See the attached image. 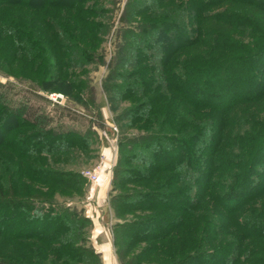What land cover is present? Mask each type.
I'll return each mask as SVG.
<instances>
[{
	"label": "trees",
	"instance_id": "obj_1",
	"mask_svg": "<svg viewBox=\"0 0 264 264\" xmlns=\"http://www.w3.org/2000/svg\"><path fill=\"white\" fill-rule=\"evenodd\" d=\"M103 3L0 0L1 9L61 12L41 20L46 33L55 29L49 34L6 26L8 52L16 49L22 62L14 77L25 85L15 92L0 83V233L12 221L9 237L35 240L51 264H102L86 246L90 220L66 201L85 185L70 163L96 153L97 128H105L90 122L103 102L76 72L102 60L100 36L110 26ZM250 10L264 14V0L126 2L102 83L119 127L109 203L121 219L112 227L121 264H264V23ZM197 46L201 58L182 59ZM78 106L91 109L86 122ZM16 129L22 132L10 136ZM34 205L54 207V216H31ZM33 263L0 257V264Z\"/></svg>",
	"mask_w": 264,
	"mask_h": 264
},
{
	"label": "rangeland",
	"instance_id": "obj_2",
	"mask_svg": "<svg viewBox=\"0 0 264 264\" xmlns=\"http://www.w3.org/2000/svg\"><path fill=\"white\" fill-rule=\"evenodd\" d=\"M129 0H104V6L105 8L109 9V22L110 26L109 29L105 34H101V54L102 60L100 62L91 64L89 66L85 67H79L82 69H78V73H82V75L86 74V77L88 78V82L90 86L92 87V94L94 97L95 103L102 101L103 106L100 108L101 116L97 117L96 114L92 116L90 122L94 125H104V129L97 128V132L102 139V144L98 143L93 146V148H96V153L90 151L87 152L85 155L81 154L80 157H78L77 161L74 162L75 164H71L70 166L80 169L81 176L85 179V185H84V193L81 196H75L73 198L68 199L66 202L68 203L67 206L70 207V209H74L77 212H80L82 216L90 220V225L87 228V235H88V243H86V246L89 245L90 247L95 250L99 255L100 253L97 251L96 247H98L101 244L108 243L110 244V256L107 257L109 263L106 264H121L119 260L117 259V255L115 253V248H113V232L112 227L113 224L116 222H120L121 219H118L114 216V212L112 207L109 203V192L111 187V179H112V170L117 160V137L119 135V127L117 124L113 122V112L111 111V108L108 105V101L106 98V94L103 91L102 83L106 76L108 75L109 70V60L113 57L114 53V35L115 32L118 30L120 26L119 17L121 16L124 6L126 2ZM235 6V5H234ZM234 6H229L234 7ZM236 7V6H235ZM253 12V18L254 20L261 26L264 23V14L250 10ZM63 12V11H62ZM43 11L35 12V10L28 8V7H17L16 5H6L2 9L0 8V83H11L12 85H16V88L14 89L15 92L19 90L24 89L23 83H19V80L15 79L14 74H20L21 73V63H16L14 57L16 53V49L12 52L9 51L8 44L11 42V34L12 32L9 30L8 27L11 24L17 23L19 25V28H21L22 32L26 34H32L36 35L37 30L43 31L45 34L52 33L55 29H52L49 33H46L45 27H43L40 23L41 20H44L45 18L48 19V17H61V12L59 11H52L51 13H44ZM68 14V13H67ZM66 14V15H67ZM101 20V19H96ZM213 24V23H209ZM42 33V32H40ZM43 33V34H44ZM98 49V51L100 50ZM48 55L46 57V60L50 63L49 66H51V60L53 59L52 52L48 50ZM204 51L202 47H193L190 49L185 50L180 56L182 59L186 56V59H195L196 61L201 58L200 54ZM7 58V59H6ZM7 62V63H6ZM59 64V62L57 61ZM60 66V65H59ZM49 69V67H48ZM75 70L77 67L74 68ZM4 71L7 73L12 72V74L4 75ZM51 71V70H50ZM49 71V73H50ZM2 72V73H1ZM45 98L50 100L51 102L55 103L59 106H65L68 108H72L74 106L71 105V103L63 97L61 94L62 99H56L55 101L51 100L50 95L57 94L54 92L50 93L48 92H41ZM107 102V104H106ZM53 108L51 104L48 105V109ZM88 109H84L83 107H79L76 109L78 114L83 115V118H85V122L89 120L90 116L89 113L92 114V112ZM79 115V116H80ZM84 120V119H83ZM65 124L69 127L74 128L77 130L78 133H82L84 128L81 126H75L73 127V123H70L69 121H65ZM11 124H15L11 123ZM87 124V123H86ZM111 126H115L117 128V132L113 130ZM19 134L21 129H16L14 133H12L10 136H14ZM99 138V139H100ZM104 141V143H103ZM91 150V149H90ZM104 152H107V156H104ZM89 170H95L97 171L98 175L97 178L94 180H90L89 178H86L82 172H86ZM104 172L107 178L108 182H106V185H103L102 189H99V177L100 174ZM10 179H7L6 187L10 194V190H12V186L10 187L9 183ZM64 198L57 197L55 201L63 202ZM30 215L36 216L42 219L50 220L55 213L54 207L46 206V205H34L30 209ZM8 214V212H7ZM10 214V213H9ZM99 216V219L97 221H93L94 218ZM91 217V218H90ZM93 218V219H92ZM94 223H93V222ZM12 222V221H10ZM9 222V223H10ZM9 223L4 222L5 226H8V228H5V234L8 237H5L3 233H0V257H5L7 259L17 261V262H30L33 261L37 264V258L42 261H47L49 264H51V257L48 255L45 257V253L36 251L37 248V242L35 240H25L24 243H20L14 239H11L9 237V234L13 232L14 228H9ZM11 224V223H10ZM3 226V223L0 221V230ZM98 226V227H97ZM19 228L21 229L19 224L16 225V230L19 231ZM42 254V255H40ZM42 259V260H41ZM90 261L91 259L88 258ZM154 259V258H152ZM152 259H148L143 264H156V262ZM100 260L102 261V258L100 256ZM128 260V259H127ZM32 263V262H31ZM65 263V262H64ZM42 264V263H41ZM53 264V263H52ZM55 264V263H54ZM63 264V263H58ZM65 264H68L67 262Z\"/></svg>",
	"mask_w": 264,
	"mask_h": 264
},
{
	"label": "crops",
	"instance_id": "obj_3",
	"mask_svg": "<svg viewBox=\"0 0 264 264\" xmlns=\"http://www.w3.org/2000/svg\"><path fill=\"white\" fill-rule=\"evenodd\" d=\"M104 154V156H107L108 154H107V152H104L103 153ZM103 174H105L104 172H102V174H100V176H98L99 178V189H102L103 188V185L105 184L106 185V182H108L107 180H108V178H107V174L106 175H103ZM91 218V217H90ZM93 219V218H92ZM99 219V216H98V214H97V216L94 218V222L95 221H97ZM92 221V222H93ZM93 222V223H94ZM98 222V221H97ZM98 227V226H97ZM96 249H97V251L100 253V256H101V258H102V264H106V263H109L108 262V259H106L107 257L109 258V256H110V244H108V243H103V244H101V245H99L98 247H96ZM110 258H111V256H110Z\"/></svg>",
	"mask_w": 264,
	"mask_h": 264
},
{
	"label": "built area",
	"instance_id": "obj_4",
	"mask_svg": "<svg viewBox=\"0 0 264 264\" xmlns=\"http://www.w3.org/2000/svg\"><path fill=\"white\" fill-rule=\"evenodd\" d=\"M50 98H51V100H53V101H55L56 99L58 100V99H62V97H61V95H59V94H52V95H50ZM56 98V99H55ZM112 128H113V130L115 131V132H117V128L115 127V126H111ZM82 174L86 177V178H89L90 180H94V179H96L97 178V175H98V173H97V171H95V170H87L86 172H82Z\"/></svg>",
	"mask_w": 264,
	"mask_h": 264
}]
</instances>
